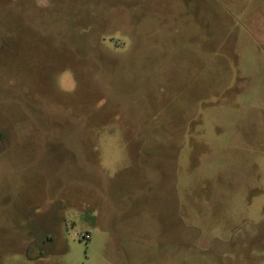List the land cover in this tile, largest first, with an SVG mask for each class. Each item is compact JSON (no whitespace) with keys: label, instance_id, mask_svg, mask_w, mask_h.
<instances>
[{"label":"rangeland","instance_id":"1","mask_svg":"<svg viewBox=\"0 0 264 264\" xmlns=\"http://www.w3.org/2000/svg\"><path fill=\"white\" fill-rule=\"evenodd\" d=\"M0 264H264V0H0Z\"/></svg>","mask_w":264,"mask_h":264}]
</instances>
